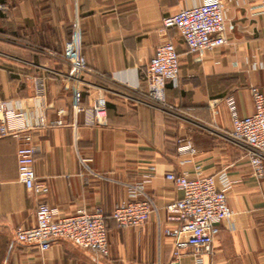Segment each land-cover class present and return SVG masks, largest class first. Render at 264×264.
<instances>
[{
  "label": "crops",
  "instance_id": "obj_1",
  "mask_svg": "<svg viewBox=\"0 0 264 264\" xmlns=\"http://www.w3.org/2000/svg\"><path fill=\"white\" fill-rule=\"evenodd\" d=\"M201 1L0 0V100L22 114L17 125L35 126L34 169L49 187L45 196L27 190L18 176L21 140L0 135V264H264V175H253L247 148L231 139L226 104L234 96L245 116L254 111L251 87L264 92V0H221L235 29L218 48L191 53L180 32L169 30L180 64L178 84L167 83L171 109L134 99L148 90L147 66L165 39L163 18ZM76 19L88 71L74 91L64 46ZM37 79L44 96L36 95ZM100 95L104 124L90 108ZM76 105L85 109L75 112ZM186 143L194 153L180 152ZM169 172L213 175L234 211L199 260L192 248L175 259L165 234L177 224L167 205L182 196ZM133 197L151 200L150 218L119 227L110 215ZM41 198L60 215L102 209L108 255L96 258L68 239L46 251L16 242L18 228L36 223Z\"/></svg>",
  "mask_w": 264,
  "mask_h": 264
},
{
  "label": "built area",
  "instance_id": "obj_2",
  "mask_svg": "<svg viewBox=\"0 0 264 264\" xmlns=\"http://www.w3.org/2000/svg\"><path fill=\"white\" fill-rule=\"evenodd\" d=\"M177 29L191 53L214 49L228 43L227 34L235 29V24L227 19L221 0H202L192 6L184 7L162 20L160 33L165 37L155 48L147 66L148 90L134 98L139 103L169 111L166 97L167 83L178 84L180 74L179 56L175 44L167 37L169 30ZM64 56L70 64L69 79L73 89L82 82L88 66L83 54L81 28L76 19L70 39L65 43ZM254 111L241 116L237 111L234 96L226 98L232 115L231 139L247 148V156L256 178L264 175V92L258 87L250 89ZM42 79L36 80V95L44 96ZM133 99V98H132ZM107 101L103 95L95 98L90 105L95 122L104 124L107 118ZM82 105L74 107L81 112ZM22 114L13 109L7 100H0V135L19 138L17 149L19 180L27 190L38 196H45L49 187L37 178L34 161L38 151L33 141L35 126L17 125ZM40 126H45L43 117ZM180 152L194 153L191 143L179 147ZM167 178L182 191V196L167 205V218L177 222L176 226L165 229V234L173 240V254L180 259L189 248L199 260L203 252H211L212 244L220 232L223 220L234 215L227 202L225 189L217 186L213 175L169 172ZM153 210L149 198H130L119 202L110 217L119 227H140L150 218ZM36 223L15 231V240L20 244L37 246L41 251L51 248L57 239H68L78 247L87 250L96 258H104L109 253V238L106 215L102 209L88 211L78 208L73 214L60 215L59 209L41 198L36 208Z\"/></svg>",
  "mask_w": 264,
  "mask_h": 264
}]
</instances>
